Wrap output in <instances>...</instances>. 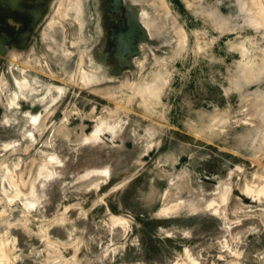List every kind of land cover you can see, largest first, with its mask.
<instances>
[{
  "label": "rangeland",
  "instance_id": "1",
  "mask_svg": "<svg viewBox=\"0 0 264 264\" xmlns=\"http://www.w3.org/2000/svg\"><path fill=\"white\" fill-rule=\"evenodd\" d=\"M6 2L0 264H264V0Z\"/></svg>",
  "mask_w": 264,
  "mask_h": 264
},
{
  "label": "water",
  "instance_id": "2",
  "mask_svg": "<svg viewBox=\"0 0 264 264\" xmlns=\"http://www.w3.org/2000/svg\"><path fill=\"white\" fill-rule=\"evenodd\" d=\"M35 110V109H34ZM2 112H3V109H2V107L0 106V115L2 114Z\"/></svg>",
  "mask_w": 264,
  "mask_h": 264
},
{
  "label": "flooded vegetation",
  "instance_id": "3",
  "mask_svg": "<svg viewBox=\"0 0 264 264\" xmlns=\"http://www.w3.org/2000/svg\"><path fill=\"white\" fill-rule=\"evenodd\" d=\"M5 4H7L6 0H4ZM30 24V23H29Z\"/></svg>",
  "mask_w": 264,
  "mask_h": 264
}]
</instances>
